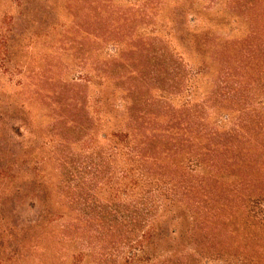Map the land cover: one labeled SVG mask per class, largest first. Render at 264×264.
<instances>
[{
  "label": "rangeland",
  "instance_id": "rangeland-1",
  "mask_svg": "<svg viewBox=\"0 0 264 264\" xmlns=\"http://www.w3.org/2000/svg\"><path fill=\"white\" fill-rule=\"evenodd\" d=\"M100 2V18L109 19L111 27L127 23L126 28H135L131 45L151 42L148 47L187 50L193 59L183 57L193 69L203 61L201 55L213 57L217 44L221 45L226 50V70H234L241 82V103L253 94L254 107L240 104V117L232 115V123L219 131L207 121L204 128L214 141L225 144L231 142L233 132H227L238 120L240 147L264 161V37L256 34L257 12L264 20V0ZM132 3L136 4L131 12ZM66 11V0H0V264H264L263 240L244 243L237 239L239 230L217 237L209 254L199 251V246L192 248L187 236L193 221L182 208H164L163 201L155 211L160 217L159 235L148 244V252H138L140 237L147 233L144 224L111 227L119 222L117 217L127 218L123 204L129 191L126 182H107L106 178H99L107 185L96 190L95 181L90 180L95 165V99L99 92L113 96L114 110L105 108L107 117L101 114L97 130L100 139L106 136L100 147H110L118 141L113 138L114 117L120 114L123 94L95 78V69L96 74H103L102 64L110 61L114 83L120 86L121 75L133 69L130 52L134 50L128 40L115 36L122 42L116 49L104 25H98L103 40H86L84 32L70 35L68 30L74 25L95 31V5L89 6L92 17L83 22ZM166 37L172 42H166ZM204 45L211 50L204 52ZM177 62L180 74L187 78L189 68ZM204 64L211 63L204 60ZM215 70L211 67L208 78L196 80L192 93L195 104L204 105L209 114L212 109L205 106L204 96L210 91L207 81L216 78ZM232 82L226 79L228 92ZM167 85L160 86L172 98L169 104L180 109L176 105L190 97L184 95L188 86L184 83L178 90H168L173 87L168 81ZM179 160L175 161L182 170L185 162ZM193 163L186 167L191 182L196 183L200 174L194 172ZM116 166L125 168L126 164L121 160ZM241 213L240 206L239 214L229 220V229H242V224L232 222ZM247 249L251 258L242 260Z\"/></svg>",
  "mask_w": 264,
  "mask_h": 264
},
{
  "label": "trees",
  "instance_id": "trees-1",
  "mask_svg": "<svg viewBox=\"0 0 264 264\" xmlns=\"http://www.w3.org/2000/svg\"><path fill=\"white\" fill-rule=\"evenodd\" d=\"M66 1L68 15L73 19H81V22L85 18L92 17L88 10L90 5H95V31L93 33L83 31L82 27L74 25L68 30L70 35L84 32L86 40H103L105 38L99 33L98 25H104L108 28L109 35L113 36L108 37V40L116 45V49L122 42H118L115 36L128 40V46L131 45L135 28H126L127 23H117L121 26L111 27L109 19H101L99 5L102 0ZM135 4L132 3L131 12ZM261 15V12H257L256 16L259 17L260 23L256 24L258 29L256 34L264 37V20L260 18ZM127 20L123 18L124 22ZM171 36V33L167 35V37ZM167 37L166 42L171 43L172 40ZM150 44L151 42H139L138 45L130 46L134 50L130 52L133 55L130 58L133 61V69L121 75L123 82L120 86L114 83L110 61L102 64L103 74H96L95 69V78L102 79V82L110 86L109 88L113 87L115 91L123 94L120 98L121 111L117 110L120 114L114 117L116 133L113 138L118 139L117 144L120 146L114 144L115 146L100 147V142L106 139L105 135H102L101 139L97 136L100 116L107 115L106 107L114 110L113 96H102L99 92L95 99V165L91 171L95 177H92L94 174L91 175L90 180L95 181L96 190L105 187L107 182L115 180L116 183L126 182L129 191L123 204L127 208L128 216L126 214V219L117 217L116 220L119 222L111 227L119 225V227L137 228L138 225L144 224L147 233H143L140 237L138 252H148V244L152 238L159 235L156 226L160 217L155 211L163 201L164 208L174 206L182 208L184 215L193 221L187 238L192 248L199 246V251L207 254L210 251L214 252V248L210 245L218 243L217 237L222 234L230 235L237 230H239L237 239L241 238L244 243L252 244L254 238L262 239L264 242V161L254 158L253 151L240 147L242 140L239 138L242 137L237 136L242 128L238 120L235 121L234 128L227 132H233L231 142L225 144L219 140L214 141L212 133L204 128L207 126L204 124L205 121L216 127L215 132L219 131L220 127L231 124L232 115H236L234 117L236 119L240 117V104L246 109L254 107V95L249 96L247 102L241 103L240 96L243 93L241 82L234 70H226L223 61L226 50L219 44L213 51V57L205 58V55H201L203 61L195 66L197 69L189 67L184 60L183 54L190 55V59H193L191 52L185 50L179 53L176 49L169 51L167 47L158 45L148 47ZM202 47L204 52L211 50L209 46ZM233 49L234 52L237 51V47ZM204 60H208L212 65H205ZM177 61L189 68L190 74L188 72L187 78H183L180 74ZM211 67L216 69V78L207 81L210 91L204 96L205 106L209 105V109H212V114H209V110H203L204 105L195 104L192 93L195 91L194 82L208 78ZM227 78H231L234 83L228 87L231 92L227 91L225 85ZM167 81L173 87L168 90H176V88L178 90L179 85L184 83L188 86L184 95L186 97L190 94V97L187 95L189 97L187 101L176 105L180 109H175V106L169 104L172 98L166 96L167 90L160 86H168ZM95 85L100 87L102 83ZM184 95L182 94L183 97ZM220 114H225V118ZM253 121L255 119L245 123ZM177 158L185 162L182 170L181 163L177 164L175 161ZM121 160L125 162V168L116 166ZM192 160L195 162L194 172L200 174L196 177V183L191 182L189 175L191 171L186 167V164H191ZM99 178H106L107 182H100ZM110 188L112 189V186ZM146 196L149 197L145 198ZM250 205L255 208L251 210ZM240 206L243 209L242 217L237 216L236 219L239 220L232 219V222L234 225L242 224V229H229L231 223L229 220L239 214ZM214 208L217 210L213 211ZM110 229L114 232V228ZM206 244L209 245L207 249H205ZM250 252L251 249H247L242 253V260L248 261L251 258Z\"/></svg>",
  "mask_w": 264,
  "mask_h": 264
}]
</instances>
